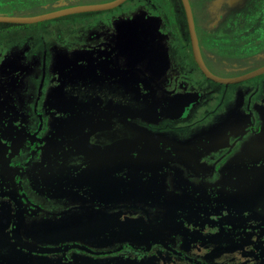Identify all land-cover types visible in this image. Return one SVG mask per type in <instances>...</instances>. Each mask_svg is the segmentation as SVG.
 <instances>
[{"label":"flooded vegetation","instance_id":"obj_1","mask_svg":"<svg viewBox=\"0 0 264 264\" xmlns=\"http://www.w3.org/2000/svg\"><path fill=\"white\" fill-rule=\"evenodd\" d=\"M111 1L30 0L25 5H13L14 0H0V15L26 16L18 12L26 9H32L34 13L30 14L37 15ZM128 1L123 0L110 8L48 18L68 19L70 15H77L76 19L70 17L69 23L59 25L57 36L69 33L70 38L65 34L68 39L65 37L62 41L70 42L79 57L102 59L111 67V71L99 68L96 79L66 82L61 91L64 103L55 95L47 97L46 109L50 111L49 107L52 110L55 107L61 111L58 120L66 119L68 114V122L78 127L74 134L67 136L50 130L45 135L40 115L44 108L37 112L38 121H30L24 127L23 121L25 124L28 118L15 115L16 104L6 103L7 92H0V110L5 112L4 117L0 115V202L6 201L7 209L15 213L9 229L0 230V235L7 233L21 256L16 261L0 256V264H91L99 258L105 260L104 264H110L119 254L128 257L131 249L135 252L134 264H264V155L246 156L249 158L246 159V172L230 173L231 164L240 160L239 154L207 156L208 152L221 146V141L212 131L194 130L209 112H200L208 100L207 95L220 94L219 90H211L206 81L218 82L225 90L234 84L257 80L256 87L242 85L237 88V93L251 95V100L245 103L249 109L247 118L242 122L248 121L259 134L257 128L264 126V72L233 82L206 75L196 59L183 0L187 36L178 26V14H170L164 8L159 22L153 24L130 26L119 16L108 19L106 10L117 8L118 15H124L126 6L123 5ZM189 3L200 54L213 74L221 78H239L264 66V0H203L201 6L196 7L199 20L192 0ZM208 3L210 6L206 5ZM91 22H97L96 27H92ZM173 37L180 38L173 40ZM126 54L134 57L133 63L128 64ZM12 63H8V69ZM15 67V63L10 66L11 69ZM199 73L203 76L201 82L196 77ZM8 76L0 72L4 86L10 89L15 82ZM125 76L134 78L133 83L125 81ZM70 84H74V93L66 90ZM79 84L81 88L75 86ZM22 90L19 93L22 100L34 96L28 89ZM128 94L142 103L128 104L125 98ZM255 95L261 98L255 101ZM40 99L41 93L37 104ZM95 99H103L101 104L104 105L110 99L113 108L107 111L102 110L104 105L95 108ZM83 107L87 110L81 112ZM153 108L158 111V121L144 114L139 117L138 112L150 114ZM78 117L82 121H77ZM35 123L34 130H28L29 124ZM98 123L103 126L95 128L93 124ZM51 134L66 141L64 149L56 144H45ZM83 135L86 146L81 147L83 151L76 150L72 142L81 140ZM2 141H6L5 144H1ZM121 141H125V147L112 151L115 143ZM20 142L27 144L31 156L17 167L14 157L18 155ZM198 152L207 157L201 159ZM133 156L139 165L127 164ZM34 159L38 164L55 160L65 164L66 168L62 170L58 163H53L51 173L54 176L81 174L86 180H96L95 192L90 189V181L85 183L84 191L91 202L95 199L110 207H133L134 211L129 215H101L105 220L114 217L109 219L111 221L125 218L128 228L125 230L124 225L111 222L105 224L106 221L99 227L94 224V227L92 214L88 215L92 226H86L81 236L64 233L43 243L37 236L24 240V220L39 217L45 202L53 206L55 203L67 204L61 196L62 191H56L47 182V170L50 169L31 166ZM174 159L178 170L179 167H196V172L190 176L197 182L187 199L167 198L158 207L149 197L156 185L152 175L159 165L169 164ZM87 163L91 167L85 173H79ZM212 163L218 169L216 173L209 167ZM69 168L74 173H69ZM200 180L207 190L200 188ZM177 181L178 184L173 185L175 189L184 187V180ZM16 211L23 213L16 215ZM182 212L186 214L181 215ZM170 213L177 219L172 228L167 227L172 224L168 218ZM158 221L166 225L159 226Z\"/></svg>","mask_w":264,"mask_h":264},{"label":"rangeland","instance_id":"obj_2","mask_svg":"<svg viewBox=\"0 0 264 264\" xmlns=\"http://www.w3.org/2000/svg\"><path fill=\"white\" fill-rule=\"evenodd\" d=\"M30 0H14V4L16 5H25ZM203 0H192L195 9L197 5L201 6ZM210 3L206 4L209 5ZM12 5L13 8H15ZM123 6L125 7V14L118 15V9L106 10V14L108 19L111 17H120L128 23L130 26H135L136 24H148V23H158L161 15V9H166L170 14H178L180 22L178 24L179 28L183 29V32L186 35V27L185 20L186 14L184 11L182 0H129ZM210 6V5H209ZM40 11V10H38ZM36 11V12H38ZM210 11V10H209ZM20 14H24L26 16H31L35 14L32 9L20 10L18 11ZM208 12V11H207ZM196 18H198V11H195ZM21 16V15H20ZM76 19L77 15H70L69 18ZM63 18V17H62ZM53 18L48 20H43L40 22L32 23V24H16L15 22H0V31L7 29L8 33L0 32V72L9 74V78L13 80L14 86L13 88H6L4 86L3 79H0V92H7V97L4 99L6 103L14 102L16 104L15 115L26 116L28 120L23 121V126L26 127L28 122L30 121H38L39 117L37 114L41 108V117L44 121V133L45 135L49 134L50 130H55L56 132L63 133L64 135L71 136L77 131L75 125L70 124V117L67 114L66 119L58 120V109L54 107L53 110L50 109L48 111L44 103H47V97L49 95L56 96V99H59L61 103L63 102V97L61 96V91L63 85L66 82H79V81H90L96 79V71L100 68L101 71L109 70L111 71V67L108 62H103L102 59L99 61L94 58H81L78 56V52L74 46L70 44V42H64L62 39H65L66 35L70 38L69 33H63V37H58L56 30L59 25L62 23H69L68 19ZM97 22H91L92 27H96ZM148 26V25H147ZM132 28V27H130ZM66 34V35H65ZM187 36V35H186ZM66 37V39H68ZM180 37H173V40L179 39ZM100 49V53H101ZM95 54L98 51H95ZM129 54V53H128ZM126 54V61L128 64L133 63L134 57H130ZM110 61V60H109ZM13 62L17 67L11 69L10 65L8 69V63ZM196 77L202 81V74H196ZM1 78V77H0ZM125 81L129 83H133L134 78L125 76ZM80 83V82H79ZM98 83V82H96ZM207 85L212 89L219 90L220 94L217 96L216 93L207 95V102L204 103L200 109L202 114L209 111L205 114L204 122L197 125L194 130L197 131H205L206 133H216L221 141V146L218 147L215 151H210L207 156H217L218 154H239V159L235 161V163L231 164L230 173H243L247 170L246 159L254 154L264 155V126H261L258 129V133L253 131L255 126L248 125V121L242 122V119L247 118L246 112L249 110L246 107L245 103L251 100V95L246 92L243 94L237 93V88L244 85L245 87H256L258 85L257 80H250L248 82L244 81L239 84L231 85L224 90V86L218 82L214 81H206ZM101 84V83H100ZM260 85V84H259ZM70 86V87H69ZM77 88H81L80 84L75 85ZM66 90L69 89V92L74 93V84L66 86ZM22 88L28 89L29 94H34L33 97L29 96L28 99L22 100L19 97V93L22 92ZM264 88V85H263ZM28 92V91H27ZM223 92L224 96H222ZM264 92V90H263ZM41 93V99L37 104L38 94ZM11 94V95H10ZM96 96V95H94ZM58 97V98H57ZM91 98V97H89ZM261 96H254L255 99H260ZM97 102L94 104L95 108L101 107V100L104 103L103 99H95ZM256 101V100H255ZM45 106V107H44ZM127 107H129L127 105ZM102 110H109L113 108V104L109 99L107 104L101 107ZM87 109L83 107L81 112L86 111ZM127 111V110H124ZM141 118V115H148L153 120H159L158 111L153 108V111L150 114H147L145 111L138 112ZM144 114V115H143ZM0 115L5 116V112L0 110ZM77 121H82V118L78 117ZM108 125V124H107ZM95 128L103 126L102 124H93ZM36 127L35 124H29L28 130H34ZM253 127V128H252ZM78 128V127H77ZM256 128V127H255ZM15 130L17 128H14ZM234 131H233V130ZM260 129L262 132L260 133ZM71 134V135H69ZM62 137H55L54 135H50V138L45 143L46 145L56 144L58 148L64 149L65 140L61 139ZM6 141H2L5 144ZM69 143V141H68ZM87 143L85 136L79 141L72 142L73 147L76 150L83 149L82 146H86ZM125 141H121L119 143H115L112 147V151L120 150L125 147ZM51 148L54 150L55 147L51 145ZM18 155L14 157V165L21 166L23 163L27 162L31 156L29 154L28 146L25 142H20L18 144ZM75 151V150H74ZM198 156L202 157L206 156L203 152L196 153ZM204 154V155H203ZM206 156V157H207ZM247 156V157H246ZM10 155L8 156V159ZM99 163L101 162L99 158ZM58 163V167H61L62 170L66 168V165L61 163L60 161L55 162H47V163H37V160H33L31 166L37 167L40 166L47 170L49 174H47V182L52 187L56 188V191H62L61 196L66 199L67 204L55 203L53 205H46L44 210L39 214V217L36 218H26L24 220L23 229L24 232L22 237L24 240L31 239L32 236L39 237L38 240L43 243L44 241H48L51 237L62 236L66 233V236L78 235L81 236L83 231H85L86 226H92L90 221V216H94L93 226H101L102 222L105 224L111 222L114 225H124L125 230L128 228V221L125 218H120L119 220H109L115 219L114 217L107 218V220L102 219V214H111L113 215H129L134 211L133 207H110L106 205L105 202L95 200L94 202H101L96 204L88 200V196L84 191L85 183L91 182L90 189H97L96 180H86L84 175H67L62 174L54 176L52 175L51 168H53L54 164ZM133 163L132 165H139V161L131 157V160H128L127 164ZM93 164V163H92ZM100 166V164H98ZM121 165V162L118 164ZM177 161L174 159L171 163L167 162V164L159 165L158 171L153 172L152 177H155L156 185L152 189L150 193V202L153 205L160 206L163 204V200L167 199H181L185 200L189 197V191L195 187V177L192 179L190 174L196 172V167H179L180 170L177 169ZM91 167L90 163H87L82 171L79 173H85L86 170ZM160 167V168H159ZM209 167L213 169L215 173L218 171L216 165L214 163L210 164ZM199 170V168H198ZM69 173H74V170L69 168ZM156 174V175H154ZM169 174V176H168ZM187 179V180H186ZM3 180V179H2ZM154 180V179H153ZM177 180H184L185 185L180 189H175L174 184H178ZM167 183V184H166ZM72 187H69V186ZM69 187V188H66ZM200 188H203V182L200 180ZM1 189V186H0ZM204 193L202 192V195ZM105 198H108L105 196ZM47 201V200H45ZM185 203V202H184ZM7 202H0V230L1 232L7 231L11 222L15 218V213L10 212L7 209ZM155 208V207H154ZM21 211H16V215L22 214ZM14 214V215H13ZM181 215L186 214V212L180 213ZM172 224H167V227H175V221L177 220L173 213H170V217H168ZM90 221V223H88ZM168 221V223H170ZM95 224V225H94ZM157 224L166 225L165 222L158 221ZM9 235V234H8ZM27 243V242H26ZM133 244V241L131 242ZM157 246V245H156ZM37 247V246H36ZM133 248V246H132ZM128 257H124L123 254H119L115 261H110V264L117 263H126V264H134V250L131 249L128 251ZM159 254V251H157ZM0 256L10 259L12 261L20 260L21 256L18 255L15 249L14 240L7 237V233L0 235ZM174 259H177L176 256H173ZM28 258H26L27 260ZM25 260V261H26ZM30 261H32L30 259ZM105 261V260H104ZM104 261L99 258L96 260H92L91 264H104ZM136 261V260H135Z\"/></svg>","mask_w":264,"mask_h":264},{"label":"water","instance_id":"obj_3","mask_svg":"<svg viewBox=\"0 0 264 264\" xmlns=\"http://www.w3.org/2000/svg\"><path fill=\"white\" fill-rule=\"evenodd\" d=\"M122 1L123 0H113V1L108 2V3L91 4V5L79 6V7H71V8H67V9H63V10L53 11V12L44 13V14H37V15H32V16H15V15L3 16V15H0V21L36 22V21H40V20H44V19L60 16L63 14L72 13V12L82 11V10L110 8V7H113L115 5H118ZM183 3H184V6L186 8V12H187L188 24H189V28H190V32H191V38H192V43H193V48H194V52L196 55V59H197V62L199 63L200 67L202 68V70L205 72L206 75H208V76H210L216 80H221L224 82H233L236 80H240V79L247 78L250 76H254L256 74L264 72V66H263L261 68H258L256 70L250 72L249 74H246L245 76H242L239 78H221V77H218L217 75L213 74L208 69L206 64L204 63L203 58L200 54L198 39H197L196 31H195V24H194L192 10H191L189 0H183Z\"/></svg>","mask_w":264,"mask_h":264},{"label":"bare ground","instance_id":"obj_4","mask_svg":"<svg viewBox=\"0 0 264 264\" xmlns=\"http://www.w3.org/2000/svg\"><path fill=\"white\" fill-rule=\"evenodd\" d=\"M122 97V96H121ZM126 99H127V102H128V104H141L142 103V101H140V100H136V99H133V98H131V95L130 94H128V96H126L125 97ZM128 132H126V133H121V134H127ZM114 135H116L117 136V133L116 134H114ZM114 135H111V134H109V136H111V137H113ZM119 135V134H118Z\"/></svg>","mask_w":264,"mask_h":264}]
</instances>
